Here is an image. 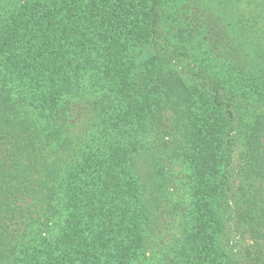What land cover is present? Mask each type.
<instances>
[{
    "label": "trees",
    "instance_id": "obj_1",
    "mask_svg": "<svg viewBox=\"0 0 264 264\" xmlns=\"http://www.w3.org/2000/svg\"><path fill=\"white\" fill-rule=\"evenodd\" d=\"M175 1L0 0V264H229L228 209L252 241L247 263L264 264V49L203 78L225 50L199 0ZM141 35L187 68L137 67ZM157 210L180 230L154 253Z\"/></svg>",
    "mask_w": 264,
    "mask_h": 264
},
{
    "label": "rangeland",
    "instance_id": "obj_2",
    "mask_svg": "<svg viewBox=\"0 0 264 264\" xmlns=\"http://www.w3.org/2000/svg\"><path fill=\"white\" fill-rule=\"evenodd\" d=\"M191 1L195 2V0H176L175 3L178 8L187 9L191 5ZM147 3L151 8L154 3L157 4V0H147ZM198 4L204 10L202 12L204 21L212 27L215 40L221 49L225 50L226 55V57L222 56L224 58L223 62H213L210 68L204 72L203 78L215 80L223 77L220 73L225 72V68H229V64L237 66L238 64H257L258 61H261L260 54L263 53L264 46L262 47V45H264V42L261 41L263 39L260 37L262 21L258 14L262 18L264 0H199ZM185 15H189V11ZM144 20L146 22L145 18ZM141 25H143V22ZM152 36L149 38L148 35H141V39L138 36V41L131 44L130 55L136 60L137 67L143 64L145 60L150 64V62L163 59L169 61L170 65L175 68H187L186 62L183 61L180 64L177 59L170 55L172 51L159 48L160 36ZM221 63L224 66H221ZM185 80L203 90L208 89L210 91V89L216 87L210 81H198L200 79L192 78L190 75H186ZM242 112L243 108L239 107L237 111L230 113L227 121L228 131L226 132L228 136L225 138L227 140L224 141V146L227 158L233 168L241 152V144L237 140L234 125ZM144 165H138L137 173L140 176L144 174ZM234 178L235 171L230 173L229 189L233 188ZM223 221L220 243L228 255L229 264L230 262L231 264H248L245 250L250 248L252 241L247 235L245 227L237 221V216H234L229 209L224 214ZM179 230L180 222L178 219L173 222L165 212L155 211L152 215L150 227L146 231V251L165 252V244L161 242L165 241L169 237L168 235L178 233Z\"/></svg>",
    "mask_w": 264,
    "mask_h": 264
}]
</instances>
